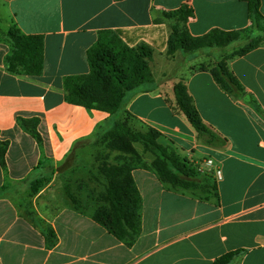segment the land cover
<instances>
[{"label":"crops","instance_id":"0c3cea01","mask_svg":"<svg viewBox=\"0 0 264 264\" xmlns=\"http://www.w3.org/2000/svg\"><path fill=\"white\" fill-rule=\"evenodd\" d=\"M183 4L193 11L186 24L193 37L251 28L241 0H0L5 24L44 42L39 76L9 72V46L0 44V142L8 143L0 161V264H213L237 250L244 254L235 264H264V118L216 84L217 51L169 54L172 22L155 20ZM259 13L264 16V0ZM102 30L152 51L153 83L125 102L133 126L154 128L181 158L210 159V169L221 172L217 196L201 200L163 184L151 169L135 168L141 232L131 245L64 200L65 181L88 176L94 164L88 142L110 120L105 112L67 103L63 89L64 78L89 72L86 52ZM225 63L264 113V41ZM178 82L224 144L205 142L176 109ZM18 117L39 120L40 143L17 125ZM36 182L43 186L33 191Z\"/></svg>","mask_w":264,"mask_h":264},{"label":"trees","instance_id":"16d2710c","mask_svg":"<svg viewBox=\"0 0 264 264\" xmlns=\"http://www.w3.org/2000/svg\"><path fill=\"white\" fill-rule=\"evenodd\" d=\"M241 1L247 4L250 30L225 32L213 29L203 36L193 37L186 26L187 22L193 18V11L187 4L172 11H163L162 18L155 22H172L168 39L169 54L181 51L192 55L214 46L223 47L225 44L221 45L214 40L217 37L227 39L230 44L234 41L233 37L239 34L245 36L246 45L236 53L229 56L219 54V61L211 73L223 92L242 104L250 106L258 116L264 118V113L261 112L256 101L244 90L225 63L227 57L243 56L264 41V16L259 13V0ZM8 35L13 41L14 48L5 57L6 69L11 73L39 76L43 70V36L25 35L15 26L10 29ZM86 58L89 66L87 74L68 76L63 80L64 97L69 104L88 110H99L113 116L123 110L126 95L131 90L145 83H153L149 67L152 59L151 49L143 44L134 48L129 47L115 31H99L96 42L86 52ZM130 67L135 69L131 74H127L126 69ZM173 95L176 109L186 117L200 138L209 144H224L225 139L203 123L182 82L173 86ZM122 114H125L122 120L115 121L104 133L99 126L92 137L95 143L99 138L101 143H106V149L127 155L129 161L111 164L106 156L98 159L97 170L107 179L108 184L98 200L106 205L105 208L98 206L91 217L117 240L131 245L141 232V197L131 175L135 168L151 169L163 184L201 200H208L211 196L216 197L217 188L211 174L200 172L196 163L181 158L173 150L162 145L158 140L161 134L157 130L154 128H148L145 132L132 130L128 123L130 114L126 110ZM16 122L23 131L38 143L41 142L37 132L39 124L37 118L18 117ZM134 143H141L144 151H150L155 155L149 165L136 152ZM7 145V142H0V161L6 152ZM41 186L42 182H36L32 189L36 191ZM68 188H66L67 195ZM71 207L77 211L80 210L74 201ZM55 240L52 235L48 245L52 246ZM243 254V250L228 252L216 258L213 264H235Z\"/></svg>","mask_w":264,"mask_h":264},{"label":"rangeland","instance_id":"374dc122","mask_svg":"<svg viewBox=\"0 0 264 264\" xmlns=\"http://www.w3.org/2000/svg\"><path fill=\"white\" fill-rule=\"evenodd\" d=\"M12 27L13 25L11 24L7 25L2 19H0V44L9 46L8 55L12 52L14 48L13 41L8 35ZM233 39L234 41L228 44L227 39H224L223 37H217L214 40H216V42L220 43L221 45H224V44L225 45L221 48L214 46L211 49H205L203 51L212 50V51H217L222 56H225V55L229 56V55H232L233 53H236L240 48H242L247 43L245 36L243 37L240 34L237 37H233ZM185 55L189 56L191 54L185 53ZM134 69H135L134 67H130L126 69V73L131 74V72H133ZM149 85L151 84L145 83L139 88L131 90L126 95V98H128V96L132 93H135L143 89H147ZM124 110H125V104H124L123 110H120L115 115L110 116V120L108 121L107 125H101L102 127L101 129H103L102 130L103 133L106 132L108 129H110V127L115 123V121L122 120L125 117V114H122ZM128 123L130 127L132 128V130L139 131V132H145L148 128H151V127H145V126H138L139 127L138 129L135 126H133V122H131V119H128ZM158 140L162 145L170 148L167 144H164L161 141V137ZM85 144L86 143H81V145H85ZM88 145L90 146L93 145V148H91V151H92L91 154L94 157V164L91 165L88 176H86L84 173L83 177H81V174H80L76 176L75 180L68 179L65 181V183H67L65 187H69V188L67 192L68 195L66 194V190L64 191V200L70 206H72V201L76 202L79 206V209H80L79 211L83 213H90V215L92 216L94 210L98 206H102V207L104 206L105 208V205H106V203H103L102 201L98 200V198L101 195H103L108 185L107 179L103 177L97 170L98 159L102 158L103 156H106L108 157L109 163L118 164V163H125V162L127 163L129 161V157L123 154L122 152L110 151L106 149V143H101L100 138L98 139L97 143H95V141L93 140V141L88 142ZM135 145L139 148V150L143 154H145L147 157L151 159V162L154 160L155 155L151 153L150 151H144L143 145L141 143H134L133 144L134 149H135ZM136 152L141 156V153L139 151L136 150ZM75 168L79 170L81 169V165L77 164Z\"/></svg>","mask_w":264,"mask_h":264},{"label":"built area","instance_id":"2783aa9c","mask_svg":"<svg viewBox=\"0 0 264 264\" xmlns=\"http://www.w3.org/2000/svg\"><path fill=\"white\" fill-rule=\"evenodd\" d=\"M196 165L200 172L211 174L215 181H218L221 179V172L218 168L215 169L214 171L210 169L212 165V161L210 159H206L200 163H197Z\"/></svg>","mask_w":264,"mask_h":264}]
</instances>
